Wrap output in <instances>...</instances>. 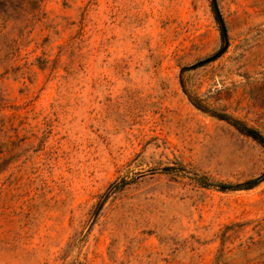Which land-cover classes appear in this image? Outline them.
Instances as JSON below:
<instances>
[{"label": "rangeland", "instance_id": "obj_1", "mask_svg": "<svg viewBox=\"0 0 264 264\" xmlns=\"http://www.w3.org/2000/svg\"><path fill=\"white\" fill-rule=\"evenodd\" d=\"M216 3L208 60L211 0H0V264H264V0Z\"/></svg>", "mask_w": 264, "mask_h": 264}, {"label": "trees", "instance_id": "obj_2", "mask_svg": "<svg viewBox=\"0 0 264 264\" xmlns=\"http://www.w3.org/2000/svg\"><path fill=\"white\" fill-rule=\"evenodd\" d=\"M220 117L229 121L231 124H233L239 131H241L245 135L256 140L262 146L264 150V135L259 130H257L256 128L247 126L239 120H235V119L233 120L229 116H220ZM262 180H264V173L256 178L247 180L246 182L241 184V186L245 188H252L253 186L258 184ZM220 187H222L223 189L224 187H227V186L226 184H220Z\"/></svg>", "mask_w": 264, "mask_h": 264}, {"label": "water", "instance_id": "obj_3", "mask_svg": "<svg viewBox=\"0 0 264 264\" xmlns=\"http://www.w3.org/2000/svg\"><path fill=\"white\" fill-rule=\"evenodd\" d=\"M212 1V5H213V8H214V11L216 13V16L219 20V23H220V26H221V32H222V35L224 37V45L223 47L219 50V52H217V54H215L214 56L208 58V60H211V59H214L216 58L217 56H219L226 48L227 46V38H226V28L224 26V23L222 21V18L220 16V13H219V10H218V7H217V3H216V0H211Z\"/></svg>", "mask_w": 264, "mask_h": 264}]
</instances>
